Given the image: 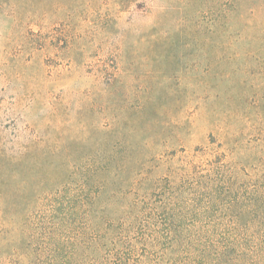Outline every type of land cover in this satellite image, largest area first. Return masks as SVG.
Wrapping results in <instances>:
<instances>
[{
    "label": "rangeland",
    "instance_id": "rangeland-1",
    "mask_svg": "<svg viewBox=\"0 0 264 264\" xmlns=\"http://www.w3.org/2000/svg\"><path fill=\"white\" fill-rule=\"evenodd\" d=\"M0 264H264V0H0Z\"/></svg>",
    "mask_w": 264,
    "mask_h": 264
},
{
    "label": "trees",
    "instance_id": "trees-1",
    "mask_svg": "<svg viewBox=\"0 0 264 264\" xmlns=\"http://www.w3.org/2000/svg\"><path fill=\"white\" fill-rule=\"evenodd\" d=\"M101 167H102V165L100 166V167H98L97 169H101ZM61 169H63L64 170V168L61 166L60 167ZM82 174H83V172H82ZM90 172H88V171H85V173H84V175L83 176H86V177H84L85 178V180H87L88 181V179H89V177H90ZM83 192H85V195L87 196V193H88V184H85L84 186H83V190L81 191V193H83ZM79 197H80V195H79ZM81 198V197H80ZM87 200V199H86ZM86 200H84V201H86Z\"/></svg>",
    "mask_w": 264,
    "mask_h": 264
}]
</instances>
